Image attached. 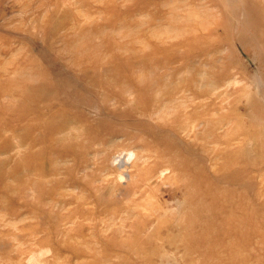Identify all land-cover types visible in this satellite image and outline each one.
<instances>
[{"label":"rangeland","instance_id":"374dc122","mask_svg":"<svg viewBox=\"0 0 264 264\" xmlns=\"http://www.w3.org/2000/svg\"><path fill=\"white\" fill-rule=\"evenodd\" d=\"M0 264H264V0H0Z\"/></svg>","mask_w":264,"mask_h":264},{"label":"bare ground","instance_id":"6f19581e","mask_svg":"<svg viewBox=\"0 0 264 264\" xmlns=\"http://www.w3.org/2000/svg\"><path fill=\"white\" fill-rule=\"evenodd\" d=\"M261 85V84H260Z\"/></svg>","mask_w":264,"mask_h":264}]
</instances>
